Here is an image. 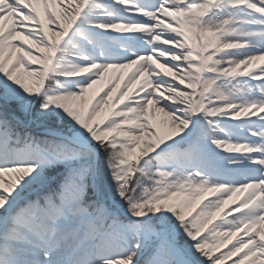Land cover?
<instances>
[{"label": "snow or ice", "instance_id": "6c2138e0", "mask_svg": "<svg viewBox=\"0 0 264 264\" xmlns=\"http://www.w3.org/2000/svg\"><path fill=\"white\" fill-rule=\"evenodd\" d=\"M0 264H264V0H0Z\"/></svg>", "mask_w": 264, "mask_h": 264}, {"label": "bare ground", "instance_id": "6f19581e", "mask_svg": "<svg viewBox=\"0 0 264 264\" xmlns=\"http://www.w3.org/2000/svg\"><path fill=\"white\" fill-rule=\"evenodd\" d=\"M130 71V69H124V70H118V72H122V73H127V72H129ZM96 88H100L101 87V85H97V86H95ZM230 246V245H229Z\"/></svg>", "mask_w": 264, "mask_h": 264}, {"label": "rangeland", "instance_id": "374dc122", "mask_svg": "<svg viewBox=\"0 0 264 264\" xmlns=\"http://www.w3.org/2000/svg\"><path fill=\"white\" fill-rule=\"evenodd\" d=\"M224 250H226V249H224Z\"/></svg>", "mask_w": 264, "mask_h": 264}]
</instances>
